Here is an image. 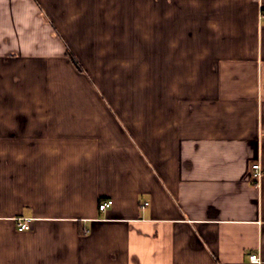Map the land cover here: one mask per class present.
<instances>
[{
	"label": "crops",
	"instance_id": "0c3cea01",
	"mask_svg": "<svg viewBox=\"0 0 264 264\" xmlns=\"http://www.w3.org/2000/svg\"><path fill=\"white\" fill-rule=\"evenodd\" d=\"M263 12L0 0V264H264Z\"/></svg>",
	"mask_w": 264,
	"mask_h": 264
},
{
	"label": "built area",
	"instance_id": "2783aa9c",
	"mask_svg": "<svg viewBox=\"0 0 264 264\" xmlns=\"http://www.w3.org/2000/svg\"><path fill=\"white\" fill-rule=\"evenodd\" d=\"M264 16V12H263ZM263 174V167L261 162L258 160L252 164V176L256 180H260ZM113 203L112 199L104 200L99 203L100 210H106L108 206ZM32 226V219L31 218H18L17 219V227L19 230H28ZM250 259L254 262H259L260 256L256 253L251 254Z\"/></svg>",
	"mask_w": 264,
	"mask_h": 264
}]
</instances>
